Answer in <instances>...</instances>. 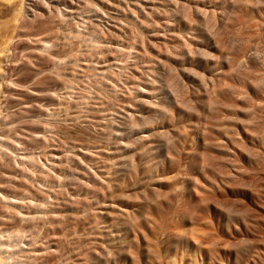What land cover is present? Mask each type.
Returning a JSON list of instances; mask_svg holds the SVG:
<instances>
[{
	"label": "rangeland",
	"instance_id": "1",
	"mask_svg": "<svg viewBox=\"0 0 264 264\" xmlns=\"http://www.w3.org/2000/svg\"><path fill=\"white\" fill-rule=\"evenodd\" d=\"M0 51V264H264V0H0Z\"/></svg>",
	"mask_w": 264,
	"mask_h": 264
},
{
	"label": "bare ground",
	"instance_id": "2",
	"mask_svg": "<svg viewBox=\"0 0 264 264\" xmlns=\"http://www.w3.org/2000/svg\"><path fill=\"white\" fill-rule=\"evenodd\" d=\"M8 1V0H7ZM7 43V42H6ZM8 50V49H7ZM6 52V51H5ZM0 53H1V51H0ZM4 62V61H3ZM218 117H219V110L216 108L214 111H213V113L210 115V120H212V121H214V120H217L218 119ZM209 135V134H208ZM208 138L209 137H203V143L206 145V146H210V145H212L209 141H207L208 140ZM207 148V147H206ZM208 148H210V149H207V150H202V151H200V153L197 155V160H196V168L198 169V170H201V171H204L203 169H207V170H211V165H213V164H211V162L212 161H210L211 160V158H212V153H211V151L210 150H212L211 149V146L210 147H208ZM214 167L216 166V165H213ZM214 167H212L213 169L212 170H214ZM201 171H199V172H201ZM215 171H216V169H215ZM198 172V173H199ZM210 172V171H209ZM203 173V172H202ZM211 173V172H210ZM212 177H205V175L204 174H201V173H199L198 175H194L192 178H190L192 181H191V184H192V189H191V192L193 193V198L195 199L194 201H193V204H191V203H188V204H191L192 205V208L191 209H193V207H194V209L196 208V207H198L199 209H201V212L203 211V213L204 212H206V211H208V209H209V205H210V199H213V200H211V202H215L216 204H217V202H216V197H217V195L218 196H221V197H225V195L227 196V194H229V190L230 189H228V187L226 186V184L225 183H228V181H230L229 180V176L228 175H225V172L222 174V172H221V174H219V172H214V171H212ZM228 178V179H227ZM203 180H207V182H209V186L207 187V190L210 188V190L209 191H207L206 190V188H205V185H203ZM204 181V182H205ZM207 184V183H206ZM232 184H234V183H232ZM246 186H247V184H245L244 183V181L242 182H240V181H236L235 180V185H233V188H235L236 190L239 188L240 190H242V192H243V197L244 198H241V199H239L238 201H240V202H242L241 204V207H240V209L238 210V212H237V218H235V223H233L232 224V226L231 227H234V230L236 229L237 230V228H239V226H241V225H243V226H247L248 224L250 225H253V222H251L252 220L250 219V217H249V211L250 210H254L256 207H257V205H264L263 203H264V201H262V196L261 195H263L264 193H262V192H258L255 188L253 189H247L246 188ZM250 186V185H249ZM230 187H232V186H230ZM229 187V188H230ZM233 190V189H232ZM235 190V191H236ZM190 192V193H191ZM214 192H217V193H214ZM231 192V191H230ZM261 193V194H260ZM236 194H237V192H236ZM236 194H235V196H236ZM242 194V193H241ZM195 195V196H194ZM216 195V196H215ZM191 197V196H190ZM220 197V198H221ZM223 197V198H224ZM238 197V196H237ZM263 197H264V195H263ZM189 198V197H188ZM192 198V197H191ZM219 198V197H218ZM228 200V199H227ZM227 200H225V201H227ZM237 200V199H236ZM235 200V201H236ZM264 200V199H263ZM191 201V200H190ZM217 201H220V200H217ZM231 201V200H230ZM213 202V203H214ZM222 202V201H221ZM220 202V203H221ZM224 202V201H223ZM232 202H234V201H232ZM231 205V203H226V202H224L223 204H221V207H223L224 208V210H226V212H227V210H229V206ZM215 205V204H214ZM213 205V206H214ZM234 205H235V203H234ZM211 206V205H210ZM191 207V206H190ZM218 207V208H217ZM220 207V208H221ZM231 207V206H230ZM188 208V207H187ZM220 208H219V202H218V204L216 205V208H215V211H217V210H220ZM261 208V207H260ZM188 209H190V208H188ZM193 209V210H194ZM197 209V208H196ZM195 209V210H196ZM235 209V208H234ZM198 210V209H197ZM191 211V210H190ZM199 211V210H198ZM196 212V211H195ZM194 212V213H195ZM220 212V211H219ZM218 212V215L220 214ZM191 213V212H190ZM189 213V214H190ZM207 213V212H206ZM205 213V214H206ZM216 213V212H215ZM198 214V213H197ZM202 214V213H201ZM208 215V214H207ZM227 215H229L228 213H227ZM226 215V216H227ZM230 216V215H229ZM203 217H205V216H203ZM216 217V216H215ZM225 217V216H224ZM233 217V216H232ZM227 218V217H226ZM225 219V218H224ZM232 219V218H231ZM210 220V219H209ZM230 220V219H229ZM233 220H234V218H233ZM256 220H258V219H256ZM255 220V221H256ZM257 222V221H256ZM227 223V222H226ZM230 224V222L228 223V225ZM256 224V223H255ZM254 224V225H255ZM258 225V224H257ZM256 226V225H255ZM228 227H230V226H228ZM227 227V228H228ZM249 227V226H248ZM217 228V227H216ZM255 229V228H254ZM256 229H258V228H256ZM229 231V230H228ZM256 231V230H255ZM255 235V234H254ZM250 239L249 238H246L244 241L245 242H248ZM250 242V241H249ZM252 247V246H251ZM209 251V250H208ZM236 251V250H235ZM233 251L234 252V256L232 257V258H230L229 256V258L228 259H226L227 261V263L226 264H238L240 261H241V259H242V255H239V254H237L236 252H238V251ZM246 251V250H245ZM235 253H236V255H235ZM233 254V253H232ZM247 254V253H246ZM220 255V254H219ZM244 256V255H243ZM217 256H214V254H212V253H208L207 252V255H206V259H207V261L206 262H208V264H210V263H212L214 260V258H216ZM219 257V256H218ZM224 257V256H223ZM219 258H222L221 256L219 257ZM247 258V257H246ZM223 259H225V257L223 258ZM244 260V259H243ZM246 260V259H245ZM244 260V261H245ZM221 261V260H220ZM222 262V261H221ZM224 262V261H223ZM241 263V262H240ZM243 263V262H242ZM225 264V263H224Z\"/></svg>",
	"mask_w": 264,
	"mask_h": 264
}]
</instances>
